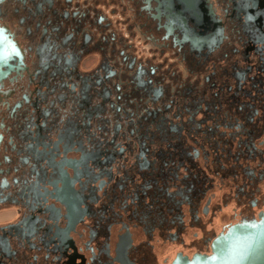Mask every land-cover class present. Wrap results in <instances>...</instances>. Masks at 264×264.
Masks as SVG:
<instances>
[{
  "label": "flooded vegetation",
  "instance_id": "af4514ba",
  "mask_svg": "<svg viewBox=\"0 0 264 264\" xmlns=\"http://www.w3.org/2000/svg\"><path fill=\"white\" fill-rule=\"evenodd\" d=\"M0 264H170L264 209V0H3Z\"/></svg>",
  "mask_w": 264,
  "mask_h": 264
},
{
  "label": "water",
  "instance_id": "95a60500",
  "mask_svg": "<svg viewBox=\"0 0 264 264\" xmlns=\"http://www.w3.org/2000/svg\"><path fill=\"white\" fill-rule=\"evenodd\" d=\"M22 58L23 51L10 28L0 24V84L16 72ZM170 264H264V209L256 217L244 218L220 232L210 252L179 254Z\"/></svg>",
  "mask_w": 264,
  "mask_h": 264
}]
</instances>
